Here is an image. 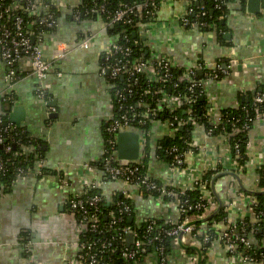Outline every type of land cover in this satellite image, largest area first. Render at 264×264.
<instances>
[{
  "label": "crops",
  "instance_id": "obj_1",
  "mask_svg": "<svg viewBox=\"0 0 264 264\" xmlns=\"http://www.w3.org/2000/svg\"><path fill=\"white\" fill-rule=\"evenodd\" d=\"M45 1L56 8L58 18L54 32L42 38L43 57L52 60L64 49L42 84L47 98L36 97V80L23 76L27 71L23 62L19 65L22 77L11 87L14 106L24 108L20 126L39 142L44 173L18 178L11 190L0 191V264H77L80 223L66 201L80 194L85 185L95 186L100 196L110 200L116 194L130 196L137 223L149 218L162 222L179 219L174 202L109 180L95 166L102 159L105 128L115 111L112 87L100 74V54L112 39L99 18L74 20L79 0ZM187 8L188 0H159L156 18L142 38L150 56L168 57L181 70L191 68L197 60L210 70L221 63L226 74L218 79L203 78L205 101L213 116L236 110L256 92L264 94V0L259 1L256 13L247 11V0L243 5L234 0L221 30L184 27L180 18ZM85 39L87 48H80L78 44ZM6 76L7 66L0 60V91L7 85ZM170 132L165 123L150 127L146 149L141 145L146 174L161 186L183 189L204 181V167L218 166L220 172L203 190V196L212 201L202 219L204 226L221 233L238 220L248 218L254 224L255 216L247 204L251 192H263L258 191L257 172L264 165V121L255 120L246 133V161L241 168L231 158L227 139L208 134L199 125L193 127V150L185 155L184 167L170 172L157 154L158 142ZM239 168L241 174L235 172ZM223 210L226 219L215 220ZM247 231L249 234L250 229ZM247 237L256 244L252 232ZM194 249L199 250L198 242L185 235L180 244H172L169 264H187L185 254H194ZM205 257L206 264H250L217 240ZM146 262H153L152 256Z\"/></svg>",
  "mask_w": 264,
  "mask_h": 264
},
{
  "label": "built area",
  "instance_id": "obj_2",
  "mask_svg": "<svg viewBox=\"0 0 264 264\" xmlns=\"http://www.w3.org/2000/svg\"><path fill=\"white\" fill-rule=\"evenodd\" d=\"M214 1L218 3V0ZM105 4V1H103L102 4L95 7L96 9L90 11V14H104L102 16L103 20L101 21L105 30L108 27L113 29L119 22L129 26L137 23L135 25L137 32L135 33L142 39L155 20H150L156 15L155 10L157 5L155 0H142L138 4L124 6L116 10H107ZM194 4L197 5L196 17L205 16L206 11L203 6L198 5V0H188L186 14L180 18V22L184 27L198 26L201 29H210L211 27L206 23H190L188 16L195 13L193 8ZM50 5L52 6V4ZM77 6L74 8L73 18L75 21H81V15L76 10ZM18 10L37 16V24L43 28L52 29L56 26L54 15L47 12L48 5L41 0H33V3L29 1L26 5H19L14 2L8 4L6 0H0V21L4 20L2 25H0V60L7 66V85L0 91V101L13 98L11 87L16 80L22 77V71L19 66L22 62L27 70L23 76L32 77L36 80V97L45 100L47 98L45 94L46 90L42 88V84L57 60L62 57L64 49L56 52L52 60H46L41 50L42 37L36 43L34 42L33 32L24 30L22 18L14 14ZM142 12L145 13L146 18L150 21L143 23L141 22V17L135 20L138 17V13L141 14ZM212 30L216 29L212 28ZM117 37L112 38L110 46H107L100 54V74L112 87V94L115 100L114 114L105 128L101 171L109 180H120L127 185L136 186L142 192L145 191L146 193L158 192L159 195L155 197L164 200L168 199L175 203L179 219L176 222L167 221L159 224L154 221H147L144 223L145 225L142 224L141 226L140 224L137 228L131 227L125 223V218L134 213V208L130 196H123L124 201H115V210L107 213L108 224L105 230L101 224V212L99 209L103 198L99 195L88 194L89 191L96 190V188L93 185H85L80 194L66 201L68 210L78 218L80 223L76 263L114 264L110 255L119 248L121 249L119 258L124 261H131V264H169L170 255L167 254L166 245L162 241V237L171 239L172 244H180L182 237L185 235H191L195 239L196 234L201 238L200 245L206 254L213 243H211L208 232L204 230L206 227H201L202 229L200 228L196 234H193L195 225L189 213L192 210L200 211L205 209L208 211L210 209L212 201L203 196V190L204 188L207 189L206 184L208 182L202 181V183H199V181H196L194 187H185L183 189H171L161 186L155 183L156 181L146 173L142 172L144 167L142 159L145 156V152L142 153V157H140L137 163L124 166L118 163L116 157V136L120 131H135L140 135L142 148L146 149V138L149 137L150 127L156 122L167 124L171 132L166 136L170 137L174 136L179 129L184 128L186 125L199 126L194 113L195 105L198 99L203 98V96L206 97V92L203 88V80L198 81L197 78L207 68L205 64L197 60L191 68L183 70L180 79L183 82L187 81V84H184L183 90H180V82L172 75V71L176 67L170 58L160 55H149V58L145 59L142 55V49L140 50V55L135 56L132 53L131 46L117 44ZM123 37L126 41L125 43H129L127 34H123ZM58 44L63 45L62 42ZM131 45L138 46L139 44L137 41H134ZM78 46L80 48H87L88 40H83ZM65 47L67 48L68 46L65 45ZM226 73L221 63H217L209 73H204V77L205 79H218ZM57 76L59 77L61 74L58 73ZM143 76L146 77L147 84H153V90L150 89L149 85L146 88H142L141 78ZM196 87L199 88L197 92L195 90ZM257 93H255L254 103L260 104L264 101V95ZM147 96L150 98L154 97L155 107L150 106V98ZM163 108H167L170 114H172L167 121H163L159 116V112ZM181 109L184 110V118L176 115V112ZM207 113L211 124L213 127H216L220 123L221 115L213 116L209 108ZM257 119L264 121V117L260 113H257L255 120ZM18 127L21 126H17L8 121V116L5 119L0 116V133L7 134L9 131ZM207 133L210 134L211 130L207 131ZM3 144L4 140L0 136V145ZM31 148L33 150L32 146H21V150L26 152L28 151L27 149L31 150ZM192 150V143L189 144L185 152H181L176 146L167 148L166 154L171 157V160L165 163L166 168L170 172L183 168L185 155ZM5 151L9 152L10 147L7 146ZM14 155L16 157L20 153L15 152ZM87 168L91 167L88 166ZM233 168L234 166H232ZM217 169L218 166L213 168L204 167L203 171L204 173H213L212 177H214L218 174ZM24 170L18 171L16 180L27 175L42 176L44 173V165L40 155L35 163L34 169L27 168ZM15 181H13V184ZM195 187L199 188L201 194L196 203L192 205L190 199L185 194L187 191L194 190ZM253 195L251 194L248 197L249 202L247 204L249 211L252 213L253 210L250 206L256 207L257 203L252 197ZM212 229L216 234V240L223 242L228 251L240 257L243 262L264 264V240L259 245H256L239 234L240 232H244L243 227L239 228L238 233L235 225L228 226V229L221 233L215 231L214 228ZM104 233H108L109 237H104ZM129 233L132 234L133 242L128 246L126 237ZM200 245L199 250L194 249L196 251L193 252L194 254L189 256L185 254L189 258L187 264H201L203 255ZM150 247L152 248V254H147ZM148 256H152L153 262H146ZM142 259L144 262H142ZM27 264L34 263L28 261Z\"/></svg>",
  "mask_w": 264,
  "mask_h": 264
},
{
  "label": "trees",
  "instance_id": "obj_3",
  "mask_svg": "<svg viewBox=\"0 0 264 264\" xmlns=\"http://www.w3.org/2000/svg\"><path fill=\"white\" fill-rule=\"evenodd\" d=\"M33 3V0H6L8 4L10 3H16L19 5H26L28 2ZM105 1V7L107 10H116L119 8H123L124 6H131L134 4H138L137 0H79V5L77 6V11L80 13V19L85 20V19H93V18H99L100 20H103V15L104 14H98V13H93L90 14V11L93 9H96L95 7L99 6L100 4ZM234 0H218V3H216L214 0H198V5L203 6L206 14L205 16H200L199 18L196 17L197 13V5L194 4L193 8L195 10V13L191 14L188 16L190 23H206L208 26H210V29H205L202 28V30H212V28H215L216 30H221L224 28L222 22L225 20L228 12H229V4L232 3ZM157 8H156V14L157 11L159 10V0H155ZM245 0H241V4ZM46 5H48V13H51L54 15V19L56 20L58 18V12L56 11V8L48 4L45 0L43 1ZM18 16H20L23 20V26L24 30L33 32L34 35V42L36 43L41 37L45 34H50L54 32L55 27L52 29H46L43 28L42 26H39L37 24L38 18L37 16L31 15L29 12H23L22 10L16 11L14 13ZM138 17L135 18V20H138L141 17V22L145 23L147 21H153L156 18V15L153 16L150 20L146 18L145 13H141L137 15ZM4 21V20H3ZM3 21H0V25H2ZM33 23V24H32ZM134 23V22H133ZM137 24V23H136ZM136 24H133L132 26L126 25L124 23H118L114 26V28L110 29L109 27L106 29L107 34L109 37L115 38L117 36V44L119 45H129L132 47V53H134L135 56L140 55V50L142 49L143 51V56L145 59L149 58V51L147 48H145V43L144 40H142L138 35L136 31ZM31 25V27H30ZM134 33V34H133ZM123 34H127L128 41L129 43H125L126 41L124 40ZM0 37H1V32H0ZM134 41L138 42V46L134 45L132 46L131 43ZM181 69L175 68L172 71L173 77L178 80L179 83V89L183 90L184 84H187V81H181L180 76L182 74ZM211 70L206 69L203 71L202 75L197 78V80H203L204 73L207 72L209 73ZM141 84L142 88H146L148 85L150 86V89L153 90V84H147V79L145 76L141 78ZM196 92L199 91V88L196 87ZM45 94L47 92L45 91ZM257 94L264 95L262 92H258ZM256 94L253 95L250 100L247 102L242 103L236 110L233 111H228V112H222L221 113V120L220 123L216 125V127H213L209 120V115L207 113L208 106L207 102L205 101V96L203 98L198 99L197 104L195 105V117L197 118L198 125H201L204 127L206 131L211 130V135H223L229 144L230 147V155L233 161L239 164L240 168L244 165L246 159L244 155V147H245V142H246V133L250 129L252 123L254 122L257 113L262 114L264 117V101L260 104H255L254 103V97ZM149 97V96H147ZM150 98V97H149ZM148 99V98H147ZM149 103L151 104L150 106L155 107L156 104L154 103V97L149 99ZM14 105V98L12 99H7V100H2L0 101V116L5 119L9 115V113L12 110V107ZM172 114H170L169 110L167 108H163L159 112V116L163 121H167L168 118L171 117ZM176 115L184 118L185 113L184 110L181 109L176 112ZM192 125H186L184 128L179 129L174 136H164L157 144V154L159 159L164 162L168 163L171 160V157H169L166 154V149L170 148L172 146H176L181 152H185L188 149L189 144L192 143V131H193ZM0 136L4 140V144L0 145V191L2 193H6L9 190H11L13 186V181L16 180L17 174L19 170L24 169H34L35 163L37 159L39 158V155L42 156V151L39 146V142L35 140L33 137H31L24 128L18 127L12 131H9L7 134H2L0 133ZM105 138V134H104ZM13 139V140H12ZM147 142L149 140V137L146 138ZM18 144H17V143ZM9 146L10 151L6 152L5 148ZM22 147H33V151L27 149L28 151H23L21 150ZM149 149V148H148ZM15 152H19L20 155L16 156L14 155ZM38 153V154H37ZM145 165V164H144ZM96 167L101 168L102 166V159L101 161L95 165ZM235 170L237 174H241L242 170L241 169ZM145 167H143L142 172L146 173ZM220 172V167L217 169V173ZM25 173V172H23ZM211 172H207L205 176H203L202 180H209L212 178ZM258 174V191H263L264 192V165L261 166L257 172ZM155 181V180H154ZM159 184V182H155ZM147 196H158V192H152V193H146L145 191L143 192ZM90 195H99V192L97 190H91L88 192ZM200 190L198 187H195L194 190L187 191L186 196L190 199V203L193 205L196 203L198 200V197L200 196ZM100 196V195H99ZM256 203V207H251L253 210V214L255 216L256 222L253 224L250 222V220L247 218L246 221H237L236 222V231L239 233V228L243 227V233H239L241 236L246 237L249 236L250 232L253 233L255 239H256V245H259L260 243L263 242L264 240V193H256L252 196ZM103 198V197H102ZM115 201H124V197L121 194H116L115 196L112 197V199H106L103 198L102 203L99 206L100 212H101V224L102 227L106 230V225L108 224L107 221V213L109 211L115 210L114 203ZM129 202V201H128ZM205 205L206 203L203 202ZM207 213L205 209H202L200 211H195L192 210L189 215L191 216L192 222L195 225V229L193 231V234H196L197 231L201 227H205L204 223L202 222L203 216ZM227 213L223 210L220 211L216 216L215 220H223L226 219ZM147 221H154L157 224L162 223V221L155 220L153 218H149L146 220H143L139 223L135 222V212L131 214V216L125 218V223L131 227L137 228L140 226L145 225L144 223ZM255 228V229H254ZM202 229V228H201ZM248 229H250L249 234ZM205 231L208 232L210 236L211 243H213L216 240V234L212 228L206 227L204 228ZM203 231V230H202ZM91 235V234H88ZM104 237L108 238L109 234L104 233ZM196 241L201 244V238L196 234ZM162 241L166 245L167 249V254L170 255V250L172 247L171 239L169 238H164L162 237ZM223 243V242H222ZM201 246V245H200ZM122 248V246H121ZM120 250L117 249L110 255V258L113 260L114 264H131V261H124L123 259L119 258L120 255ZM201 251H202V260L201 264H206V257H205V252L202 249L201 246ZM263 251V250H260ZM147 254H152V248H149V251ZM24 256L26 259H29L28 256H30L28 253H24ZM143 260V259H142ZM144 262V260L142 261ZM27 264V263H26Z\"/></svg>",
  "mask_w": 264,
  "mask_h": 264
},
{
  "label": "water",
  "instance_id": "obj_4",
  "mask_svg": "<svg viewBox=\"0 0 264 264\" xmlns=\"http://www.w3.org/2000/svg\"><path fill=\"white\" fill-rule=\"evenodd\" d=\"M141 2L142 0H137ZM260 0H247V11L256 13L259 10ZM52 105L51 103L48 104ZM24 120V108L20 105L12 107L8 115V121L17 126H20ZM116 157L118 163L122 166L137 163L141 157V138L140 135L132 130H124L118 132L116 136ZM256 194V192H251ZM264 193V192H260ZM127 245L133 242L132 234L127 235ZM199 264V263H198Z\"/></svg>",
  "mask_w": 264,
  "mask_h": 264
}]
</instances>
